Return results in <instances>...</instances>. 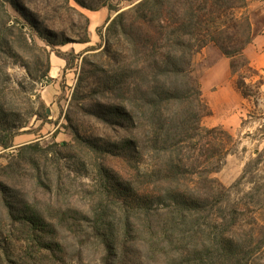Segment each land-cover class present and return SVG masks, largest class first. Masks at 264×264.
<instances>
[{
	"label": "rangeland",
	"instance_id": "rangeland-1",
	"mask_svg": "<svg viewBox=\"0 0 264 264\" xmlns=\"http://www.w3.org/2000/svg\"><path fill=\"white\" fill-rule=\"evenodd\" d=\"M138 1L0 0V259L35 264L38 258L36 245L24 240L31 231L16 223L10 204L18 217L40 218L50 226L42 229L44 236L56 241L60 250L55 261L43 252L48 263L104 264L105 248L93 228L95 219L104 216L119 233V264H169L163 247L152 248L144 237L126 244L130 238L123 223L130 206L121 192L131 186L141 194L158 196L166 183L154 184L149 173L164 163L136 147L143 141V130L114 115L105 79L88 78L101 68L113 70L104 52L107 27ZM244 7L241 4L234 12L236 20L228 32L232 41L226 38L222 21L213 34L242 53L229 58L209 44L194 56L192 74L206 107L204 129L223 128L212 123L225 117L230 99L236 105L248 102L252 109L242 117L237 132L223 128L228 136L219 138L203 132L183 150L189 168L186 177L195 179L192 187L200 177L209 178L214 183H205L204 188L218 195L210 202L209 209H214L202 216L203 227L213 231L206 223L218 220L219 207L224 229L235 212L239 221L235 237L255 248L264 231V80L242 55L252 31ZM64 41L68 44H59ZM218 55L227 59L228 67H211ZM83 68L87 79L79 85ZM218 74L220 79L226 76L225 85L216 82ZM223 88H230L236 97L224 99ZM211 141L220 145L221 154L209 159L206 150ZM139 215L144 225L147 217ZM176 250L173 257L178 261L182 255ZM251 264H264V247Z\"/></svg>",
	"mask_w": 264,
	"mask_h": 264
},
{
	"label": "trees",
	"instance_id": "trees-1",
	"mask_svg": "<svg viewBox=\"0 0 264 264\" xmlns=\"http://www.w3.org/2000/svg\"><path fill=\"white\" fill-rule=\"evenodd\" d=\"M241 4L246 5L245 0H139L126 11L117 10L120 13L107 27L104 51L114 68L111 71L101 68L88 75V78L100 75L105 79L115 103L114 115L125 117L134 128L143 130V141L136 147L141 149L142 146L152 153L156 162L164 163L163 167L149 173L154 184L166 183L158 196L141 194L131 186L121 192L130 206L123 223L125 236L130 238L126 244H134L144 237L152 248L163 247L165 263L251 264L258 250L264 247V231L255 248L240 236L235 237L239 225L235 212L224 229V221H219L223 218L222 207L216 210L218 220H213L214 224L206 223L213 231L203 227L202 216L206 210L214 209H209L210 202L218 195L204 188L205 183H214L209 178L198 179L203 187H197V182L192 187L195 179L186 177L189 168L183 150L203 132L214 137L228 136L221 127H202L206 107L201 86L192 74V64L194 56L209 44L217 45L229 58L241 52L235 50V53L222 44L224 40L220 35H213L220 30L216 28L215 32L214 26L222 21L226 38L233 40L228 32L236 20L234 12ZM86 74L83 68L79 85L87 79ZM1 116L0 112L2 119ZM2 146L9 148L8 144ZM136 147H133L135 151ZM137 152L142 154L140 150ZM206 152L209 159L214 158L221 154V147L211 141ZM221 191L219 186L218 194ZM8 210L15 216L16 223L31 231L24 240L36 245L35 264H56L48 263L47 255L42 256L47 252L55 261L54 256L60 250L56 241H47L44 236L42 229L50 226L40 218L18 217L13 205L9 204ZM140 212L147 217L144 225ZM162 215L164 219L160 220ZM106 218L95 219L94 236L105 248L104 264H119V233ZM84 220L89 222L86 217ZM176 249L182 255L178 261L173 257L177 256ZM0 264L19 262L9 257L0 259Z\"/></svg>",
	"mask_w": 264,
	"mask_h": 264
},
{
	"label": "crops",
	"instance_id": "crops-1",
	"mask_svg": "<svg viewBox=\"0 0 264 264\" xmlns=\"http://www.w3.org/2000/svg\"><path fill=\"white\" fill-rule=\"evenodd\" d=\"M245 2L246 5L244 9L246 10L248 16H250L249 20L252 31L251 39L243 51V56L247 60L249 66L255 71L259 72L260 76H258V78L264 80V0H245ZM215 58L217 60L212 64L211 67H217V69L220 68V65L223 67H228L226 58L224 59V57L221 55H218ZM220 78L221 74H218L216 82L222 86L225 85L226 76L222 79ZM229 89L230 88H223L221 90L222 93L220 95L224 96V99H227L230 96L236 97L234 94L232 95L230 92L231 90ZM262 89L264 90V85ZM230 101L231 103L224 107L225 117L217 118L212 123V125L222 126L225 130L237 132L242 126V117L247 116V112L251 111L252 107L248 102L245 103V105L243 100L239 101L238 105L234 104L231 99ZM210 106L212 107L214 113H217L218 107H215L211 101Z\"/></svg>",
	"mask_w": 264,
	"mask_h": 264
}]
</instances>
